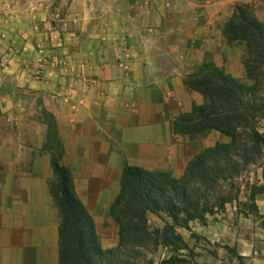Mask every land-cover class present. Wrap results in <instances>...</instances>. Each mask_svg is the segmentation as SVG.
Wrapping results in <instances>:
<instances>
[{
  "label": "crops",
  "instance_id": "obj_1",
  "mask_svg": "<svg viewBox=\"0 0 264 264\" xmlns=\"http://www.w3.org/2000/svg\"><path fill=\"white\" fill-rule=\"evenodd\" d=\"M239 1L0 0V264H59L51 139L93 217L126 166L179 178L224 140L198 149L175 122L205 103L185 79L221 67Z\"/></svg>",
  "mask_w": 264,
  "mask_h": 264
},
{
  "label": "trees",
  "instance_id": "obj_2",
  "mask_svg": "<svg viewBox=\"0 0 264 264\" xmlns=\"http://www.w3.org/2000/svg\"><path fill=\"white\" fill-rule=\"evenodd\" d=\"M223 34L229 41L246 42V66L254 82L242 84L211 62H203L185 85L200 93L205 103L179 118L175 131L190 137L216 131L230 141L203 150L179 178L126 166L110 207L119 225L115 248L101 247L93 217L77 197L70 171L60 163L58 142L51 139L50 193L61 213L59 264H137L146 250L157 248L161 241L182 242L174 226L238 202V179L264 152V24L236 6ZM147 214L164 215L173 225L165 223L161 230L150 232Z\"/></svg>",
  "mask_w": 264,
  "mask_h": 264
},
{
  "label": "rangeland",
  "instance_id": "obj_3",
  "mask_svg": "<svg viewBox=\"0 0 264 264\" xmlns=\"http://www.w3.org/2000/svg\"><path fill=\"white\" fill-rule=\"evenodd\" d=\"M236 6L264 24V0L239 1L231 6L233 12ZM223 28L226 50L222 52L221 67L217 68L240 83L250 85L254 78L246 66L249 58L247 44L239 39L229 41ZM208 133L198 137V149L207 146ZM222 137L224 140L219 142L230 141L229 137ZM237 183V203L226 204L223 210L189 221L182 227L174 226L182 242L161 241L157 248L146 250L144 259L137 264H264V152ZM110 207L103 214L92 216L103 249H113L119 242V225L110 215ZM165 223L173 225L164 215H146L150 232L161 230Z\"/></svg>",
  "mask_w": 264,
  "mask_h": 264
},
{
  "label": "built area",
  "instance_id": "obj_4",
  "mask_svg": "<svg viewBox=\"0 0 264 264\" xmlns=\"http://www.w3.org/2000/svg\"><path fill=\"white\" fill-rule=\"evenodd\" d=\"M0 38H2V34H1V33H0ZM41 75H42V71H41V69H38V70H37V74H36V76H37L38 78H40Z\"/></svg>",
  "mask_w": 264,
  "mask_h": 264
}]
</instances>
